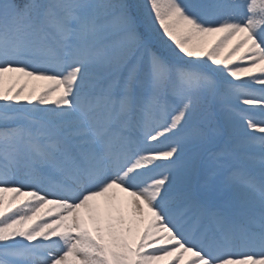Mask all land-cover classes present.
I'll use <instances>...</instances> for the list:
<instances>
[{
    "label": "snow or ice",
    "instance_id": "1",
    "mask_svg": "<svg viewBox=\"0 0 264 264\" xmlns=\"http://www.w3.org/2000/svg\"><path fill=\"white\" fill-rule=\"evenodd\" d=\"M153 261L264 264V0H0V264Z\"/></svg>",
    "mask_w": 264,
    "mask_h": 264
},
{
    "label": "rangeland",
    "instance_id": "2",
    "mask_svg": "<svg viewBox=\"0 0 264 264\" xmlns=\"http://www.w3.org/2000/svg\"><path fill=\"white\" fill-rule=\"evenodd\" d=\"M215 39H216V36H209V37H206L205 38V44H211V43H213L214 41H215ZM230 48H231V45H229V47L228 48H225L224 49V53L222 54V55H226L228 52H229V50H230ZM239 53H234L233 54V56L232 57H230V59H232L233 60V62H236L235 61V56L236 55H238ZM242 66H247L246 65V63L245 64H242ZM7 75V74H6ZM13 75V77H15L16 75H18V74H12ZM10 83H15L16 84V86L18 87L19 86V84H26L27 86H26V88H25V93H27L28 91H31L33 88H36V90L37 91H39V90H41L42 88H43V86L45 85V84H47L48 82L47 81H35V80H33V79H31V78H28V77H20V79H19V83H17L16 81H15V79H13V80H8L7 78H6V80H5V87H8V85L10 84ZM52 99H55V96H52L51 97ZM28 189H25L24 191H27ZM121 196L122 197H127V194L126 193H121ZM49 199L51 200V199H55V197H49ZM102 199L103 198H101V202H102ZM49 207L47 208V209H43V211L41 212V214L39 215V216H37V215H32V218L30 219V220H28L27 222H26V224H32L33 223V221H35V222H37V223H40L41 222V217H43V218H48L47 216H45V213L47 212V210L49 209V208H52L53 206L52 205H48ZM55 209L53 208V211H52V213H51V215H55ZM189 255L190 254H188V253H186L185 254V257H184V259L185 260H187L188 259V257H189ZM167 259V258H166ZM152 264H163V261H153L152 262Z\"/></svg>",
    "mask_w": 264,
    "mask_h": 264
},
{
    "label": "trees",
    "instance_id": "3",
    "mask_svg": "<svg viewBox=\"0 0 264 264\" xmlns=\"http://www.w3.org/2000/svg\"><path fill=\"white\" fill-rule=\"evenodd\" d=\"M27 191H29V190H27ZM3 196H4V202H5V207H8V205H9V198L12 196V193L11 192H5V193H3ZM22 200H24V197L23 196H18L17 198H16V200H14V201H12V205L13 206H16V205H20V202L22 201ZM49 204H45L41 209H40V211L39 212H37V213H35V215H37V216H39L40 214H41V212L43 211V209H47L49 206H48ZM22 206V205H21ZM45 221H47L48 220V218L46 219V218H43Z\"/></svg>",
    "mask_w": 264,
    "mask_h": 264
}]
</instances>
